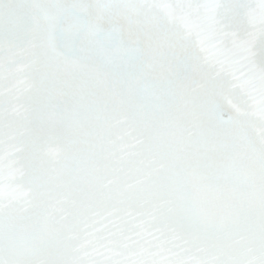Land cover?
I'll list each match as a JSON object with an SVG mask.
<instances>
[{
    "label": "snow or ice",
    "instance_id": "1",
    "mask_svg": "<svg viewBox=\"0 0 264 264\" xmlns=\"http://www.w3.org/2000/svg\"><path fill=\"white\" fill-rule=\"evenodd\" d=\"M0 264H264V0H0Z\"/></svg>",
    "mask_w": 264,
    "mask_h": 264
}]
</instances>
